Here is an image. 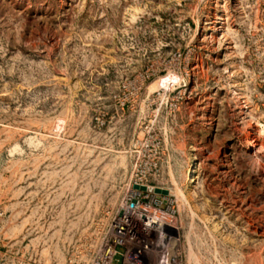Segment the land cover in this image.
<instances>
[{"label":"rangeland","instance_id":"rangeland-1","mask_svg":"<svg viewBox=\"0 0 264 264\" xmlns=\"http://www.w3.org/2000/svg\"><path fill=\"white\" fill-rule=\"evenodd\" d=\"M146 125L177 264H264V0H0V264H98Z\"/></svg>","mask_w":264,"mask_h":264},{"label":"built area","instance_id":"built-area-1","mask_svg":"<svg viewBox=\"0 0 264 264\" xmlns=\"http://www.w3.org/2000/svg\"><path fill=\"white\" fill-rule=\"evenodd\" d=\"M151 77V73L140 74L130 87L137 93ZM165 84L168 82L161 86L164 93L174 90L170 84L169 87ZM157 93L161 91L158 90ZM183 94H179L176 106ZM145 129V136L138 138L133 146L134 170L130 180L132 188L120 208L121 221L115 225L114 238L105 245L98 264H116L114 259L118 245L130 242L139 246L140 251L149 250L160 264L166 262L170 254L171 262L177 263V248L182 241V235L181 227L177 223L176 200L172 198L171 190L162 194L135 188V184L155 185L154 179L161 174L162 139L151 126L146 125ZM126 205L129 206L128 210L122 213Z\"/></svg>","mask_w":264,"mask_h":264},{"label":"water","instance_id":"water-1","mask_svg":"<svg viewBox=\"0 0 264 264\" xmlns=\"http://www.w3.org/2000/svg\"><path fill=\"white\" fill-rule=\"evenodd\" d=\"M135 188L137 189H142V190H151V191H155L158 193H168L170 190L167 187H161L158 185H141V184H135Z\"/></svg>","mask_w":264,"mask_h":264},{"label":"bare ground","instance_id":"bare-ground-1","mask_svg":"<svg viewBox=\"0 0 264 264\" xmlns=\"http://www.w3.org/2000/svg\"><path fill=\"white\" fill-rule=\"evenodd\" d=\"M128 207H129V206L126 205V208H127V209H128ZM124 212H125V209L123 210L122 213H124ZM170 256H171V255H170ZM170 256L168 257L167 261H166V262H163L162 264H174V263L171 262V259H170L171 257H170ZM159 264H160V263H159ZM175 264H177V263H175Z\"/></svg>","mask_w":264,"mask_h":264}]
</instances>
